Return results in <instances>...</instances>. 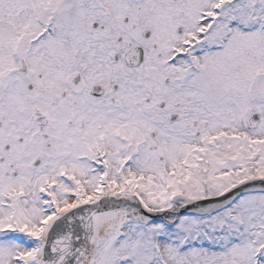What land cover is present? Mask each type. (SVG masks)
Segmentation results:
<instances>
[{
  "label": "snow or ice",
  "instance_id": "obj_1",
  "mask_svg": "<svg viewBox=\"0 0 264 264\" xmlns=\"http://www.w3.org/2000/svg\"><path fill=\"white\" fill-rule=\"evenodd\" d=\"M0 264H264V0H0Z\"/></svg>",
  "mask_w": 264,
  "mask_h": 264
}]
</instances>
